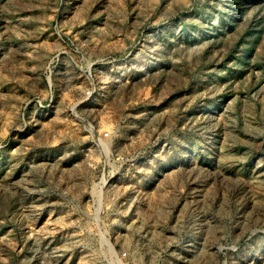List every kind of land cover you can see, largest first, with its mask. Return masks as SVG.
<instances>
[{"label":"rangeland","instance_id":"374dc122","mask_svg":"<svg viewBox=\"0 0 264 264\" xmlns=\"http://www.w3.org/2000/svg\"><path fill=\"white\" fill-rule=\"evenodd\" d=\"M0 264H264V0H0Z\"/></svg>","mask_w":264,"mask_h":264}]
</instances>
